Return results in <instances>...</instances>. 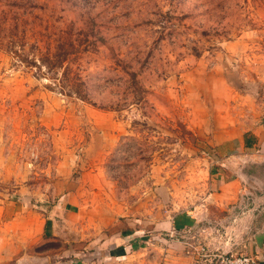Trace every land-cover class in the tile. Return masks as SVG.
Instances as JSON below:
<instances>
[{
	"label": "rangeland",
	"instance_id": "1",
	"mask_svg": "<svg viewBox=\"0 0 264 264\" xmlns=\"http://www.w3.org/2000/svg\"><path fill=\"white\" fill-rule=\"evenodd\" d=\"M35 24L97 47L50 70ZM257 127L264 0H0L3 264H206L187 244L214 250L221 232L180 225ZM245 173L263 195L264 167Z\"/></svg>",
	"mask_w": 264,
	"mask_h": 264
},
{
	"label": "crops",
	"instance_id": "2",
	"mask_svg": "<svg viewBox=\"0 0 264 264\" xmlns=\"http://www.w3.org/2000/svg\"><path fill=\"white\" fill-rule=\"evenodd\" d=\"M231 143L233 146L229 147L232 149L227 152L229 155L221 159L217 172H211L210 195L200 206L186 211L188 223L180 226L194 232L209 225V229L221 232L219 238L222 244L215 243V249L254 254L264 264V194H259L258 178L245 173L248 166L264 167V127L247 131ZM180 217L176 216L178 219ZM202 221L205 223L201 224ZM54 229V224L47 220L45 234H52ZM129 242H125V255L118 259L129 258L127 254H131L132 247L131 240ZM187 257L191 262L192 257ZM4 261L0 256V264Z\"/></svg>",
	"mask_w": 264,
	"mask_h": 264
},
{
	"label": "trees",
	"instance_id": "3",
	"mask_svg": "<svg viewBox=\"0 0 264 264\" xmlns=\"http://www.w3.org/2000/svg\"><path fill=\"white\" fill-rule=\"evenodd\" d=\"M32 29H36L34 33L35 35H40L44 39L48 40V44L46 48H44L46 49V51L43 53V61H45V63H47V67L53 71L57 68H60L62 65L64 66L65 60H67L72 55L80 53L81 49L82 51L87 50L91 47H95L98 44V41L96 39L94 41H89V37H87L86 35H84V37H81V35H73V37L71 35H68L65 32L66 30H60L58 29V27L56 28V30H53L52 26L49 24H35L31 27V30ZM38 42H43V40H38ZM64 69L65 71L62 75L64 81L67 82L66 88L70 90L69 92L72 95L81 98L82 100L89 101V95L83 92L81 88L82 85L78 82L80 78L79 75L72 76L74 72L69 73L68 68ZM66 88L63 84L62 89L66 91Z\"/></svg>",
	"mask_w": 264,
	"mask_h": 264
},
{
	"label": "built area",
	"instance_id": "4",
	"mask_svg": "<svg viewBox=\"0 0 264 264\" xmlns=\"http://www.w3.org/2000/svg\"><path fill=\"white\" fill-rule=\"evenodd\" d=\"M198 243L197 247H194L193 243L187 244V254L198 255L199 259L203 258L207 264H263L262 260L256 255L240 254L234 251H224L222 249L211 250L207 246ZM197 250V252H194Z\"/></svg>",
	"mask_w": 264,
	"mask_h": 264
}]
</instances>
